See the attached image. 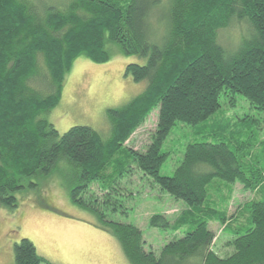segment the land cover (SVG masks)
Here are the masks:
<instances>
[{
	"label": "trees",
	"instance_id": "trees-1",
	"mask_svg": "<svg viewBox=\"0 0 264 264\" xmlns=\"http://www.w3.org/2000/svg\"><path fill=\"white\" fill-rule=\"evenodd\" d=\"M232 22L244 27L228 50L220 33ZM109 42L145 61L126 64L124 71L145 83L144 90L107 111L111 142L103 143L87 126L60 135L43 116L61 100L75 60L108 62ZM223 96H240L264 111V0H0V205L16 208L14 195L23 182L48 176L60 161L74 172L72 202L95 212L80 198L86 188L97 186L103 194L138 171L189 210L205 204L210 186L238 183L251 190L257 166H241L237 149L218 132L212 135L216 143H189L173 176L160 175L167 156L162 147L172 128L206 121ZM154 109L157 127L145 151L116 148L120 134L127 137ZM244 210L250 226L236 229L241 235L225 258L209 248L213 235L204 221L166 245L158 258L144 252L135 227L105 221L104 228L129 264H264V199ZM150 225L167 228L161 217ZM13 250V264H48L28 239Z\"/></svg>",
	"mask_w": 264,
	"mask_h": 264
},
{
	"label": "rangeland",
	"instance_id": "rangeland-1",
	"mask_svg": "<svg viewBox=\"0 0 264 264\" xmlns=\"http://www.w3.org/2000/svg\"><path fill=\"white\" fill-rule=\"evenodd\" d=\"M242 27L230 23L220 33V43L231 49ZM106 52L109 60L103 64L83 57L75 60L65 77L61 100L43 116L60 135L71 127L87 126L98 133L103 143L111 142L112 127L107 111L123 107L144 90L145 83H135L124 71L126 64L145 61L123 55L113 42L107 44ZM220 99V108L206 121L194 126L179 123L172 128L162 147L167 156L160 175L173 176L189 143H216L212 135L218 132L233 151L237 149L241 166H257L259 174H252L257 187L250 180L254 185L251 190L238 183L228 189L210 186L205 204L189 210L138 171L130 178H122L103 194L97 186L86 188L80 198L91 203L95 212L72 202L74 172L68 162L60 161L48 176L35 175L23 182L24 189L14 195L16 208L0 205V264L14 263V245L21 239H28L37 255L48 264H129L115 238L105 230V221L138 229L144 252L156 258L166 245L204 221L213 235L209 248L222 258L231 255L239 232L250 226L248 215H244L245 206L264 199V111L254 109L240 96ZM157 117L158 109H154L127 137H121L122 132L116 148L121 152H144L155 134ZM29 183L34 187L29 188ZM115 191H118L116 195ZM103 197L107 198V204ZM154 216L163 218L167 228H152Z\"/></svg>",
	"mask_w": 264,
	"mask_h": 264
}]
</instances>
